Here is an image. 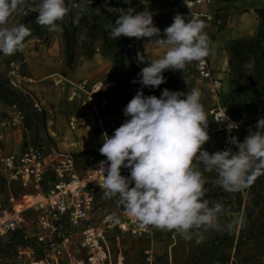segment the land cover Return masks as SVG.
I'll return each mask as SVG.
<instances>
[{
	"label": "clouds",
	"instance_id": "9594fccd",
	"mask_svg": "<svg viewBox=\"0 0 264 264\" xmlns=\"http://www.w3.org/2000/svg\"><path fill=\"white\" fill-rule=\"evenodd\" d=\"M30 0H0V53L14 55L24 50L31 30L12 17L24 13ZM38 13L36 22L49 32L62 29L63 21L75 0H31ZM130 4L131 0H123ZM188 4V0H185ZM121 14L110 23L111 39L120 37L148 38V43L163 49L157 59H146L138 53L141 68L139 82L143 87L158 88L165 83L167 70L184 72L186 65L201 62L213 53L212 41L205 32L207 25L190 9L187 16L177 13L170 26L158 28L147 4L143 11L120 9ZM199 88L187 92L165 88L160 97L144 95L138 90L123 109L124 122L111 137L102 133L99 153L106 157L98 162L97 171L103 180L98 185L103 199L113 200L134 218L140 228L148 226L161 231H174L185 241L202 243L205 234L231 233L244 223L239 216L228 223L221 222L223 204L206 198L205 173L215 172L213 181L226 193L247 189L264 175V117L258 119L255 131H249L243 142L229 136L227 148L209 153L204 145L210 140L209 120L201 103ZM229 133L239 127L225 115ZM203 166L201 169L200 166ZM122 168L129 175L121 174ZM108 220L119 224L116 214Z\"/></svg>",
	"mask_w": 264,
	"mask_h": 264
},
{
	"label": "built area",
	"instance_id": "2783aa9c",
	"mask_svg": "<svg viewBox=\"0 0 264 264\" xmlns=\"http://www.w3.org/2000/svg\"><path fill=\"white\" fill-rule=\"evenodd\" d=\"M177 1L188 14L191 9L205 24H223V19L217 17V9L212 11L206 6L226 0H188V4L185 0ZM28 58V54H22L7 60L6 82L11 90L30 102L33 110L43 112L44 106L31 86L35 79L24 71ZM195 73L201 82L207 83L217 102L208 112L210 140L204 148L209 153L230 147L236 151L235 146L228 143L229 136L243 142L249 131H254V117L245 110L234 113L226 100L223 81L216 76L208 57L195 63ZM117 90L115 80L93 82L81 78L71 81L69 98L89 107L99 118V110L110 105V99ZM9 108L10 113L1 121L0 127L5 130L24 128V108L18 102L9 105ZM225 115L239 125L231 133L227 130L228 121L220 123ZM75 121H71L72 128L76 126ZM1 170L8 187L15 184L24 193L19 197L10 192L6 202H0V247L4 249V238L9 237L8 242L13 244L11 264H127L125 237L157 240L156 228H140L123 208L112 212L101 211V206H97V192L103 176L97 168L82 172L76 155L71 151L45 150L29 143L18 153L4 155ZM121 174L128 176L129 170L122 168ZM26 196L33 197L34 202L24 209H17L18 201ZM30 210L34 215L28 214ZM97 211L100 213L96 219ZM112 214L119 217V224L108 220ZM172 239L167 253L168 261L169 264H176L171 250L176 240L173 235ZM143 255L144 264H160L152 247L144 248ZM2 260L0 258V264ZM212 264L222 262L217 258Z\"/></svg>",
	"mask_w": 264,
	"mask_h": 264
},
{
	"label": "rangeland",
	"instance_id": "374dc122",
	"mask_svg": "<svg viewBox=\"0 0 264 264\" xmlns=\"http://www.w3.org/2000/svg\"><path fill=\"white\" fill-rule=\"evenodd\" d=\"M114 1L116 0H102V2L109 8L114 10ZM227 1V0H226ZM120 2V0H117ZM219 2V1H215ZM215 2L212 6L215 7ZM78 7H70L76 18L81 15V12H93V8L97 4V0H75ZM147 4L148 9L153 13V19L155 25L163 30L170 26L173 22V17L177 14H183L186 16L185 8L177 0H131L130 4H127L128 8H134L137 11H143ZM36 5L29 2L25 8L24 13L19 16H13V22L19 21L27 11L35 10ZM69 11V12H70ZM67 16L64 21H67ZM62 29V21L57 22ZM221 26V25H220ZM30 30V24L27 26ZM48 32V38L46 40L38 38L36 36L27 37L24 43H28L30 49L41 50L47 52L50 56L55 58L54 61H59L64 58V64L68 69L69 78L73 81L81 79L82 77H88L90 81H111L115 80L118 83V89L125 83V77L120 69L114 67L113 55L106 52L99 41L93 44H87L85 48L79 50V58L76 61L74 67H68L64 53V39L63 30L58 32H49L47 28L43 27ZM32 32V30H31ZM79 40L81 38L79 37ZM28 46L26 48H28ZM19 53H15L16 56ZM20 55V54H19ZM9 56V57H10ZM29 57H31L29 55ZM33 58V56L31 57ZM3 59V60H2ZM52 60L49 58L39 64L47 65ZM7 63V58L4 59V55L0 53V80L6 82L4 64ZM44 63V64H43ZM112 63L113 69L111 77H104L103 70ZM30 63L27 65L30 68ZM40 68V66H38ZM190 70L184 74V81L182 89L179 92H187L192 88H199L202 96L201 103L204 107L209 103L212 105V95L206 86L197 81L195 73V63L186 65L185 70ZM102 74V75H100ZM36 81L31 85L32 89L44 106V112L46 114V122L43 123L41 118H36L32 114L33 108L28 100L25 99L20 93L17 96L10 97L8 102L0 99V123L10 113L8 105L11 102L18 101L24 108L26 113V122L24 129H2L0 127V202L5 203L7 196L10 192L21 197L23 190L17 185L13 184L8 187L7 181L3 176L1 170V158L6 154L18 153L21 148H24L27 144H35L44 147L45 150L61 149L66 151H73L77 155V159L80 163L82 172H86L90 169L97 168L98 162L105 160L106 157L102 156L98 149L102 146V133L107 132L109 137L112 136L114 130L118 128L126 119L123 114V109L126 105L121 104L119 101L111 102L109 107L99 110V118L95 116V113L86 106H82L76 100L69 101L68 93L71 90V83L63 80L62 83H55L53 78H47L50 75L33 76ZM55 78H58L55 76ZM7 84V83H6ZM232 95V92H231ZM99 98V97H97ZM216 103V101H215ZM232 107L235 112L240 110L237 104L233 103ZM207 114V111H206ZM208 117V114H207ZM264 117L258 115L254 118V131L255 125L258 119ZM75 118V119H74ZM76 120V126L72 128L71 121ZM264 131V130H261ZM201 169L203 166H200ZM213 173H205L207 183L205 187L208 189L206 198L218 200L224 206V212L221 216L222 223H228L236 217L242 216V211L235 209V195L234 193H226L222 191H214L212 193V186L208 187L209 183H212ZM97 206H101L102 212L119 211L122 207H118L113 200L103 199V192L101 189L97 192ZM27 198H24V202ZM16 206H19V201ZM99 211L95 214V218L99 217ZM28 214L34 215L33 210H30ZM96 224H98L96 222ZM240 226L234 228L231 233L217 232L219 239L222 240L219 249L215 252L214 256H217L222 264H252V262H245L240 257H236V247ZM215 231L206 233V238L202 243L197 244L193 241H185L180 238L174 231H161L158 235V261L160 264H168L167 248L171 242V235L175 234L177 243L174 247V262L176 264L188 263V264H211L212 263V236L215 235ZM129 239V240H128ZM9 237L4 238L3 246L0 247V258H3L1 264H11L13 258V244L8 242ZM130 240L133 238L125 237L124 244H130ZM218 242V241H217ZM133 244V243H132ZM130 245L126 250L128 264H144V255L138 246ZM247 247L243 251H247ZM6 251V252H5ZM7 259V261H6ZM233 259V260H232ZM180 260V261H177ZM4 261V262H3ZM6 261V262H5Z\"/></svg>",
	"mask_w": 264,
	"mask_h": 264
},
{
	"label": "trees",
	"instance_id": "16d2710c",
	"mask_svg": "<svg viewBox=\"0 0 264 264\" xmlns=\"http://www.w3.org/2000/svg\"><path fill=\"white\" fill-rule=\"evenodd\" d=\"M114 2V10L109 9L102 0H97L93 12H81L77 18L72 11L66 15L68 20L62 21V35L68 67L75 66L80 49L85 48L87 44L91 45L99 41L103 49L113 55L114 67L120 69L125 77V83L112 95L110 103L119 101L127 105L141 89L144 95L157 97H160L165 88L170 91H180L183 86L182 78L171 70L163 73L166 82L158 88L143 87L139 82L132 83L133 80L139 81L138 74L147 64L137 62L138 53H141L138 49V39L123 36L119 39L110 38V29L107 26L110 23L114 24L115 19L121 14L120 9H128L123 0ZM258 11L260 18L255 33L248 37L235 39L228 48L230 90L229 92L225 90L226 100L232 109L236 92L244 90L243 108L234 113L238 114L245 110L254 118L258 115L264 116V4ZM37 15L35 10H29L18 22L26 26L30 24L32 32L29 37L36 36L46 40L49 34L36 22ZM6 83L0 80V99L8 102L10 97H16L17 93L11 90ZM32 114L36 118H41L43 123L46 122L44 111L32 110ZM214 180L215 176L212 177V183L208 184V187L212 186V193L214 191L224 192L214 185ZM234 195L236 206L234 210L242 211L244 217L235 247L236 257H240L245 262H252V264H264V175L256 178L247 189L236 192ZM172 242L171 236L170 243ZM221 242L216 232L212 236V263L218 258L214 255ZM245 247L248 248L246 253L243 251Z\"/></svg>",
	"mask_w": 264,
	"mask_h": 264
},
{
	"label": "crops",
	"instance_id": "0c3cea01",
	"mask_svg": "<svg viewBox=\"0 0 264 264\" xmlns=\"http://www.w3.org/2000/svg\"><path fill=\"white\" fill-rule=\"evenodd\" d=\"M263 4H264V0H227V1L215 2V7L212 6V4L210 6H206L207 9L212 10V11L214 9H217V17L223 19V24L221 26L218 25L216 22L206 23L207 27L205 28V32L207 33L210 40L212 41V48H213L212 55L208 57L209 61L211 63V66L214 69L216 76L222 79L223 88L227 92H229L230 90V67H229L228 48L231 46L232 42L235 39L248 37L255 33L256 28L259 23V18H260V12L258 11V9L262 7ZM185 12L187 16L188 13L186 9H185ZM148 42H149L148 38L138 39L139 51L144 54L146 59L159 58L163 54L164 50ZM28 44L29 42L24 43V50L22 52H19V51L17 52L20 55L28 54L31 57L33 56V58L31 57L28 58V62L24 67V71L26 73L32 74L33 76H40L42 74L50 75L47 78L52 77L54 82L57 84L62 83L63 80L69 83L73 81L72 79L69 78V72H68L67 67L64 64V58H61L59 61H54L55 58L50 56L47 52L42 51V49L40 51L35 50V49L31 50ZM27 46L28 48H26ZM11 57L13 56H10V57L4 56V59L7 58L8 60ZM49 58L52 60L51 63L47 65L39 64L41 62L45 63V60H48ZM30 60H31V64H30V68H28L27 65L30 63ZM194 63L196 62H192L190 64H194ZM38 66H40V68H38ZM4 68L6 70V63L4 64ZM112 69H113L112 63L110 64L108 63V65H106V67L103 70L104 77H111ZM189 70L190 69L187 68L186 70H184L183 73L181 71H173V70L171 71L174 72L176 75H179L182 78V81H184V74ZM55 76L58 78H55ZM82 78H88V77H82ZM197 81L201 83L202 85L206 86L212 95V105L208 103L204 107L205 111H207V114H208L209 109H211L217 104V102L215 103L216 98H215L213 91H211V89L208 87L207 83L201 82L198 79V77H197ZM70 93H71V90L68 93V100L72 101L69 98ZM244 99H245L244 90H239L236 92L234 96V103L237 104L238 107L243 108ZM22 149L23 148H21L20 151ZM76 159H77V155H76ZM77 162H78V167L81 170V166H80L78 159H77ZM159 232L160 230L157 229V240L149 241L145 239H142V240L133 239L132 241L130 240V244H127L128 245L127 247L129 248V246L133 243L132 245L138 246L141 249L142 253H143L144 248L152 247L158 255L159 254V249H158ZM172 235L176 239L175 243H177L176 235L175 234H172ZM124 247H125V253H126V250H128L126 247V244H124ZM174 247L175 246L173 245L171 249L173 259H174ZM166 252L168 253V251ZM167 257H168V254H167ZM177 261H180V260H177ZM168 264H169V261H168Z\"/></svg>",
	"mask_w": 264,
	"mask_h": 264
},
{
	"label": "bare ground",
	"instance_id": "6f19581e",
	"mask_svg": "<svg viewBox=\"0 0 264 264\" xmlns=\"http://www.w3.org/2000/svg\"><path fill=\"white\" fill-rule=\"evenodd\" d=\"M24 198H27V201L24 202ZM22 198L21 200H19V206H16L17 209H24L25 207L29 206L30 204H32L34 202V198L31 196H26Z\"/></svg>",
	"mask_w": 264,
	"mask_h": 264
}]
</instances>
